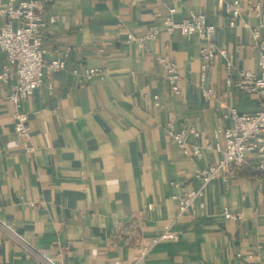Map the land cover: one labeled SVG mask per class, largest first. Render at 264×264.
Returning <instances> with one entry per match:
<instances>
[{
    "label": "crops",
    "instance_id": "0c3cea01",
    "mask_svg": "<svg viewBox=\"0 0 264 264\" xmlns=\"http://www.w3.org/2000/svg\"><path fill=\"white\" fill-rule=\"evenodd\" d=\"M239 1L241 16L231 27L218 0H44L46 15L57 17L44 34L45 58L66 66L26 101L29 140L16 135L0 83V221L55 264H136L139 250L127 237L147 242L165 231L178 240L159 244L145 264H264V176L254 156L213 181L193 217H179L173 197L198 189L197 170L220 155L204 149L201 160L187 157L166 130L175 118L177 130L198 129L204 147L219 140L218 125H231V109L259 110L256 95L227 88L219 55L202 85L204 42L164 29L167 17L180 22L189 11L203 13L235 68L258 71L263 51L243 25H258L251 11L257 3L264 22V0ZM154 27L158 36L143 48L129 42V34ZM159 57L178 67L177 90ZM5 60L0 50V69ZM88 69L101 72L86 75ZM225 208L237 219H225ZM0 264L39 263L0 230Z\"/></svg>",
    "mask_w": 264,
    "mask_h": 264
},
{
    "label": "built area",
    "instance_id": "2783aa9c",
    "mask_svg": "<svg viewBox=\"0 0 264 264\" xmlns=\"http://www.w3.org/2000/svg\"><path fill=\"white\" fill-rule=\"evenodd\" d=\"M44 4V0H2L0 4V15L5 18L4 26L0 28V50L6 54V60L0 69V83L9 91L7 98L13 106L15 133L19 138L25 140H29L31 131L29 115L24 109L26 101L47 80L53 79L54 75L66 66L65 60L60 57H55L50 61L45 58L47 50L44 47V34L49 27L56 24L57 17L47 16ZM218 7L226 9L231 17L229 25L235 27L241 16L240 1L218 0ZM251 11L258 17V25L251 28L245 22L243 26L251 32L254 46L263 51L260 54L258 71H238L235 68L227 57V52L218 49L215 45L214 37L217 28L208 22L205 14L189 11L180 22L174 21L172 17H167L164 21V29L167 33L179 32L183 37L197 36L204 42V46L200 50L203 60L200 78L202 85L206 82L207 70L211 62L219 55L226 61L225 84L227 88L256 95L259 102V110L255 113H240L235 108L231 109L225 116L230 120L231 125L228 127L218 125L215 129V136L219 140L215 143L206 140L204 147L197 143L201 137L198 129L177 130L176 119L171 118L168 121L166 124L167 135L179 146L185 156L201 160L204 149L213 150L220 155L217 163L197 170L196 178L201 182L198 189L173 197V200L178 203L179 217H193L196 213V203L205 197L208 186L218 178H226L234 171L247 166L250 155L255 158V170L264 176V41H262L261 33L264 30V22L261 18L262 5L257 3L251 7ZM159 32L160 29L154 27L144 36L135 37L129 34L128 40L137 47L143 48L145 42L148 39H155ZM158 61L165 70L166 79L173 85V89L177 90L178 67L163 57H159ZM100 72L96 69H88L85 74L94 75L100 74ZM202 91L207 98L213 96L211 89L203 88ZM220 138H222V142ZM27 151L33 153L35 149L28 147ZM149 208L152 209L153 206L150 205ZM223 214L227 220L237 219L236 215L228 208L224 209ZM0 230L20 245L39 264H55L40 251L17 237L1 221ZM177 240V234L165 231L147 242L133 236L127 237L126 242L135 245L139 250L135 263L145 264L147 258L159 244Z\"/></svg>",
    "mask_w": 264,
    "mask_h": 264
}]
</instances>
